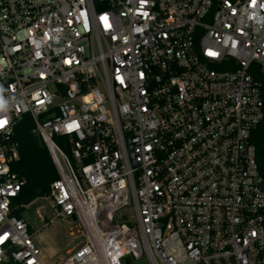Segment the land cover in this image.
<instances>
[{
	"label": "built area",
	"instance_id": "built-area-1",
	"mask_svg": "<svg viewBox=\"0 0 264 264\" xmlns=\"http://www.w3.org/2000/svg\"><path fill=\"white\" fill-rule=\"evenodd\" d=\"M24 116L58 180L18 206ZM263 121L264 0H0V264H45L41 200L59 264H264Z\"/></svg>",
	"mask_w": 264,
	"mask_h": 264
},
{
	"label": "trees",
	"instance_id": "trees-1",
	"mask_svg": "<svg viewBox=\"0 0 264 264\" xmlns=\"http://www.w3.org/2000/svg\"><path fill=\"white\" fill-rule=\"evenodd\" d=\"M12 140L18 146L19 157L11 169L20 179L25 180L15 204L29 206L34 201L49 196L51 185L58 180V174L43 139L35 132L31 118L24 116L17 122ZM253 143L261 167L264 164V121L255 133ZM24 214V209L14 212V216L19 219H23ZM29 231L31 232L30 227Z\"/></svg>",
	"mask_w": 264,
	"mask_h": 264
},
{
	"label": "rangeland",
	"instance_id": "rangeland-1",
	"mask_svg": "<svg viewBox=\"0 0 264 264\" xmlns=\"http://www.w3.org/2000/svg\"><path fill=\"white\" fill-rule=\"evenodd\" d=\"M39 215L45 219L43 223ZM51 213L47 203L40 202L30 206L25 211L24 219L31 228V234L45 264H59L75 247L81 245L84 239L80 237L75 223L56 220L48 224ZM48 224L44 226V224ZM134 264H148L146 257Z\"/></svg>",
	"mask_w": 264,
	"mask_h": 264
},
{
	"label": "water",
	"instance_id": "water-1",
	"mask_svg": "<svg viewBox=\"0 0 264 264\" xmlns=\"http://www.w3.org/2000/svg\"><path fill=\"white\" fill-rule=\"evenodd\" d=\"M124 264H132V261H131L130 259H126V260L124 261Z\"/></svg>",
	"mask_w": 264,
	"mask_h": 264
}]
</instances>
